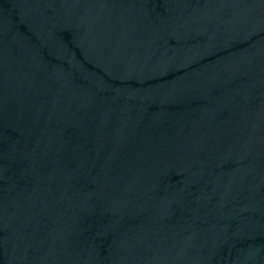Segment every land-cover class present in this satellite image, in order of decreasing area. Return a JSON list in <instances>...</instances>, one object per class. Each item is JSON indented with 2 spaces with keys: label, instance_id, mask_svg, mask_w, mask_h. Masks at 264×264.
<instances>
[{
  "label": "water",
  "instance_id": "water-1",
  "mask_svg": "<svg viewBox=\"0 0 264 264\" xmlns=\"http://www.w3.org/2000/svg\"><path fill=\"white\" fill-rule=\"evenodd\" d=\"M0 264H264V0H0Z\"/></svg>",
  "mask_w": 264,
  "mask_h": 264
}]
</instances>
